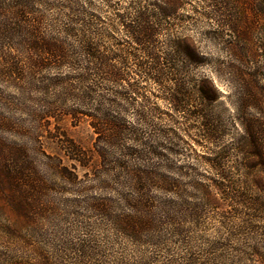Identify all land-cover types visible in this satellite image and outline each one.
Segmentation results:
<instances>
[{"label":"rangeland","instance_id":"rangeland-1","mask_svg":"<svg viewBox=\"0 0 264 264\" xmlns=\"http://www.w3.org/2000/svg\"><path fill=\"white\" fill-rule=\"evenodd\" d=\"M17 1L10 0L14 10L19 9L15 5ZM77 1L87 12L101 19L103 27H109L110 37L102 41L106 46L112 50L133 48L131 50L138 52L140 47L114 17V12L130 13L133 0H114L112 4L117 3L119 11L109 8L103 0ZM156 1L162 7L166 6L167 0ZM183 1L182 6L175 8L174 14L164 22V29L156 40L162 56L170 51L167 46L173 40L185 42L197 50L200 63L189 66L186 73L192 101L185 111L179 112L167 99L164 87L137 75L133 64L130 68L134 72L128 80L132 84L138 83L141 94L130 95L127 102L110 93L111 114L122 117L137 130L139 140L129 136L125 143L142 152L144 159L139 163L154 164L155 171L176 179L181 185V199L160 191L154 194L162 200L172 199L177 203V210L184 215L203 209V218L197 226L185 224L189 231L187 235L197 246L194 253L182 245L168 243L173 251L160 253L158 262L172 260L175 264H186L195 259L197 264H264V221L258 216L251 217L249 222L255 228L249 231L246 214L252 211L224 198L220 185L224 181L227 183L220 176L221 172L227 173L233 181L245 180L243 175L248 172L259 173L256 159L251 161L255 167L249 169L244 161L247 155L236 147L246 137L242 118L264 122V103H254L255 107L246 110L236 105L240 95L237 84L233 83L236 71L231 67H242L246 72L259 74L257 91L264 102V13H256L255 0H223L235 13L222 9V13L215 15L208 0ZM149 2L151 0L142 1L147 10ZM101 25L99 23L98 27ZM235 46L237 49L233 52ZM137 54L143 56L140 52ZM204 80L208 82L205 84ZM167 84L174 88L173 83ZM199 84L205 86L208 95L213 97L212 101H203L204 97L194 87ZM110 87L113 89L114 85ZM116 103L123 109L115 108ZM140 112H144L146 118H139L137 114ZM205 123L216 127L219 139L206 138ZM66 140L88 153L86 166L68 157ZM95 140V131L87 118L79 123L64 118L43 138L46 154L60 160L71 174L91 180L85 184L64 183L56 171L58 161L47 158L41 159L39 165L40 171L48 178V189L38 198L24 205L18 202L9 204L0 184V235L7 237L13 232L25 237L27 264H151L155 248L130 237L134 234L127 227V221L129 216L135 218L137 214L126 203L128 191L111 185L106 177L101 182L96 180L100 158L94 151ZM220 155L227 158L219 167L216 160ZM193 183H197V189L192 188ZM258 190L254 186L253 194L264 195ZM225 222H231L233 227L239 226L240 232L233 231L234 235L229 238V230L223 228ZM141 236L146 242L153 239L151 234ZM225 238H229L228 241ZM5 241L0 243V252L9 250L10 240L6 238ZM211 242L226 243L228 247L215 249L214 255L208 253L212 251H208ZM12 248L10 245V250Z\"/></svg>","mask_w":264,"mask_h":264},{"label":"trees","instance_id":"trees-1","mask_svg":"<svg viewBox=\"0 0 264 264\" xmlns=\"http://www.w3.org/2000/svg\"><path fill=\"white\" fill-rule=\"evenodd\" d=\"M103 1L109 8L119 11V5L112 4L114 0ZM142 1L133 0L130 13L114 12L117 24L122 25L140 47L134 52L133 48L116 51L106 46L102 41L110 37L109 27H103L104 22L82 8L77 0H19L15 4L18 10H14L10 0H0V184L9 204L18 202L24 205L38 198L48 189V178L40 171V161L43 158L57 160L44 151L43 138L64 118H70L74 123L87 118L96 134L94 151L100 158L96 180L101 182L106 177L111 185L127 190L126 203L136 211L137 216H129L127 221V227L134 234L130 237L155 248L151 264H175L172 260L158 262L157 258L160 253L173 251L168 243L182 245L194 253L197 246L187 235L189 231L185 224L197 226L203 218V209L184 215L177 210V203L172 199L162 200L154 194L160 191L181 199V185L176 179L155 171L154 164L139 163L144 159L142 152L125 143L129 136L139 140L138 132L122 117L112 116L109 95L114 93L117 98L128 102L130 95L141 94L138 83L132 84L128 80L134 72L130 66L134 64L137 75L163 86L167 99L176 110L185 111L192 101L186 73L189 66L200 61L196 49L175 40L169 41L167 47L170 51L162 56L156 40L164 29V22L184 1L167 0L166 6L162 7L158 1L151 0L148 10ZM208 1L215 9L214 15L222 13V9H230L223 0ZM262 2L255 0L257 14L264 13ZM232 12L235 13L231 9L228 11ZM229 24L235 31L231 20ZM236 49V46L232 48L233 52ZM139 52L143 58L138 56ZM231 69L236 71L233 83L237 84L240 95L236 105L246 110L255 107L254 103L263 104L262 95L257 91L259 74L246 72L242 67L232 66ZM168 82L173 83L174 88L168 86ZM194 87L204 97L203 101L213 100L204 85ZM212 89L216 91L214 86ZM115 108L123 109L118 103ZM137 115L146 118L144 112ZM241 124L246 137L236 149L247 155L244 161L249 169L255 167L251 161L256 159L259 173L248 172L243 175L245 180L233 181L227 173L221 172L220 176L227 183L224 181L220 185L224 198L252 211L246 214V227L251 231L255 228L249 222L251 217L258 216L264 221V195L253 194L254 186L264 193V122L242 118ZM203 131L209 140L219 139L213 124L205 123ZM64 143L68 157L86 166L88 153L70 140ZM226 158V155H220L216 165L220 167ZM57 161L56 171L64 183L77 186L91 181L71 174L60 160ZM191 186L197 189V183ZM204 203L208 205V202ZM235 227L231 222L223 225L229 230V238L234 235L233 231L240 232V227ZM143 232L151 234L153 239L149 242L142 240ZM6 238L10 240L9 250L0 252V264H27L25 237L10 232L7 237L0 235V243L6 242ZM10 245L13 246L11 250ZM210 245L208 251H212L208 253L214 255L215 249L228 247L222 242H211ZM186 264H197V261L192 259Z\"/></svg>","mask_w":264,"mask_h":264}]
</instances>
